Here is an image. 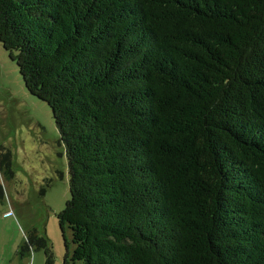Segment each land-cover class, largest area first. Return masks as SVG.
I'll return each mask as SVG.
<instances>
[{
  "label": "trees",
  "instance_id": "16d2710c",
  "mask_svg": "<svg viewBox=\"0 0 264 264\" xmlns=\"http://www.w3.org/2000/svg\"><path fill=\"white\" fill-rule=\"evenodd\" d=\"M0 42L65 145L72 261L264 264V0H0Z\"/></svg>",
  "mask_w": 264,
  "mask_h": 264
},
{
  "label": "rangeland",
  "instance_id": "374dc122",
  "mask_svg": "<svg viewBox=\"0 0 264 264\" xmlns=\"http://www.w3.org/2000/svg\"><path fill=\"white\" fill-rule=\"evenodd\" d=\"M69 184L52 110L27 90L0 42V264H45L43 247L32 243V253L25 249L29 236L48 241L53 264H79L72 261L71 231L63 233L58 221Z\"/></svg>",
  "mask_w": 264,
  "mask_h": 264
},
{
  "label": "crops",
  "instance_id": "0c3cea01",
  "mask_svg": "<svg viewBox=\"0 0 264 264\" xmlns=\"http://www.w3.org/2000/svg\"><path fill=\"white\" fill-rule=\"evenodd\" d=\"M32 253V251H30Z\"/></svg>",
  "mask_w": 264,
  "mask_h": 264
}]
</instances>
